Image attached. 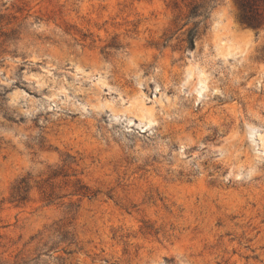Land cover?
<instances>
[{
  "label": "rangeland",
  "instance_id": "obj_1",
  "mask_svg": "<svg viewBox=\"0 0 264 264\" xmlns=\"http://www.w3.org/2000/svg\"><path fill=\"white\" fill-rule=\"evenodd\" d=\"M206 1L0 0V264H264V3Z\"/></svg>",
  "mask_w": 264,
  "mask_h": 264
},
{
  "label": "trees",
  "instance_id": "obj_2",
  "mask_svg": "<svg viewBox=\"0 0 264 264\" xmlns=\"http://www.w3.org/2000/svg\"><path fill=\"white\" fill-rule=\"evenodd\" d=\"M215 0H208L206 1V5L209 6L211 2H214ZM264 3V0H263ZM238 5L241 9L242 13V19L244 22L249 24L252 27H258L260 22V15H258V0H238ZM207 6H194L192 10L190 11L191 16H197L200 15L203 16L204 18L207 17L208 15V9H206ZM202 10V11H201ZM201 11V13H200ZM195 36V35H194ZM194 37L191 35V40H190V46L193 48L194 47ZM26 192V190H24Z\"/></svg>",
  "mask_w": 264,
  "mask_h": 264
}]
</instances>
